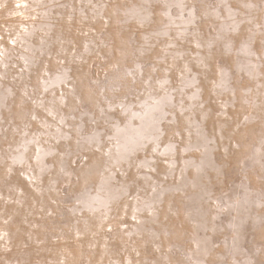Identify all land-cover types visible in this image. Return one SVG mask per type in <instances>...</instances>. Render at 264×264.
I'll list each match as a JSON object with an SVG mask.
<instances>
[{"label": "rangeland", "instance_id": "rangeland-1", "mask_svg": "<svg viewBox=\"0 0 264 264\" xmlns=\"http://www.w3.org/2000/svg\"><path fill=\"white\" fill-rule=\"evenodd\" d=\"M42 17L16 89L0 75V264L38 246L26 264H264V0H0V66ZM217 123L223 140L186 147L189 125ZM180 166L210 179L207 224L188 216ZM23 184L38 187L27 202ZM139 191L157 213L139 209L134 234Z\"/></svg>", "mask_w": 264, "mask_h": 264}, {"label": "bare ground", "instance_id": "bare-ground-1", "mask_svg": "<svg viewBox=\"0 0 264 264\" xmlns=\"http://www.w3.org/2000/svg\"><path fill=\"white\" fill-rule=\"evenodd\" d=\"M29 8H31V9L37 8V10H38L39 6H36V5H34V3H32ZM41 12H42V15L44 13H46V8L43 7ZM132 13H134V12H132ZM5 15H6V13H5ZM47 21L48 20L44 17H42L41 20H35V21H34V18H31L29 20L28 25L24 29L25 35H21L17 39L18 42H17L16 46L18 47V49L14 53V55H15L14 60L10 57V58H8V61L1 63L0 75L3 77L9 78V80H8L9 84H7L8 87H10V88L13 87L14 89H16V86L19 84L20 74H14V70L16 71V68H23V69L27 68L28 64L30 65L32 63L33 58H35L34 53L28 48V46H26L27 44H26L25 38H27L29 36V34L32 32V30H38L39 32L45 33L44 29H45V27H47V24H48ZM173 32H174V34H176L175 31H173ZM243 61L245 63H248V58L244 59ZM185 69L186 68H180L179 73H183L185 71ZM46 77L43 80L44 86H47L49 83V81L46 79ZM221 88L222 87L220 86L219 89H221ZM27 89H29V88L27 87ZM31 95H32V93H31ZM31 95H30V97H31ZM57 100H59V98ZM195 101H196V96L193 98V102H195ZM194 115H196V117L200 118V119H204V118L208 117V114L205 112V110L202 107H198L196 109ZM190 119H191V115L188 114L185 117V120H190ZM188 127H189V130H191L192 133L194 134L195 138H197L196 136H198V140L197 141L195 140L196 142H187L186 143L187 148H189L190 146H194V145L199 146L200 143L204 146L205 145L204 141H217V142H219V141L223 140L222 124L217 123L214 126V128L211 129L210 133H208V134H206L203 131V127L197 128L193 125L192 126L189 125ZM139 131H146V128L145 127L140 128ZM30 145H35V147L37 148V146H36L37 144L35 141L30 142ZM115 145L120 146L118 142H115ZM129 145L131 147L130 149H139V141H134V142L131 141ZM202 148H203V161L199 165L200 166L199 173H202L203 171H207L208 173H213L214 170H213V168L209 162V159H208V151L204 147H202ZM117 158H118V156H116V157L111 156L110 160H114V159L116 160ZM126 163L130 164V160H127ZM111 168L112 167L108 166L105 170V174H107ZM183 170H185L184 166H182L179 169L174 170L169 175L173 177L175 184H177L180 189L184 190V192L186 194L185 201H186V204L189 208L188 216L192 220L193 224L196 221L200 222V219H201L202 224H207L208 223L207 222L208 215L206 213L207 212L206 211V203L203 200H198V196L200 194L203 197L206 196L208 191L205 187V182L209 183L210 179L206 175L205 178L196 177L194 180H189V178H187L185 176V173ZM147 185H148V183L145 184V186H147ZM125 186L126 185H123L118 191L110 192V196H109L108 200H109L111 205H113L117 202H120V201H124L125 198H127L126 193H125ZM25 189H27V191ZM23 190H25V192H22V195H25L26 198H24V201L27 202L29 199L27 196H33V194L38 190V187L23 184ZM140 192L141 191H139V193H138L139 196H141ZM8 196L10 199H12L14 201L15 205H17L18 204V198L20 196L19 189L17 187L11 188ZM155 201L156 200H155L154 196L149 195V194L148 195L144 194L140 197V199L137 198V200L132 204V209L128 212V214H132V217H130L131 218L130 226H131V230L134 234H139V221H137L136 212L141 208L142 209L146 208L149 211V218L151 220L155 219L157 210L155 208L152 209L150 207L151 204L155 203ZM11 211L7 212V216L10 217V215H12L14 212L16 213L15 208H13ZM197 212H198L200 219L196 215ZM22 225L25 226V224H22ZM31 240H32V238H31ZM152 240H153L152 241L153 247L155 249H158V245L155 244L154 238H152ZM48 247L39 248V246H38L34 251L26 252L24 254L25 256L23 259L24 263L26 264V262H28V259H30L32 254H41L44 251H46L48 249ZM157 264H163L162 259H160L157 262Z\"/></svg>", "mask_w": 264, "mask_h": 264}]
</instances>
